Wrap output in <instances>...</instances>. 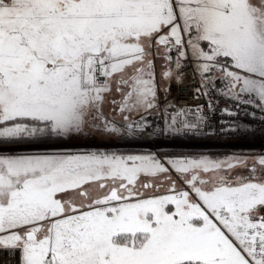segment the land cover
<instances>
[{"label":"snow or ice","instance_id":"obj_1","mask_svg":"<svg viewBox=\"0 0 264 264\" xmlns=\"http://www.w3.org/2000/svg\"><path fill=\"white\" fill-rule=\"evenodd\" d=\"M248 140L264 0H0V264H264Z\"/></svg>","mask_w":264,"mask_h":264},{"label":"built area","instance_id":"obj_2","mask_svg":"<svg viewBox=\"0 0 264 264\" xmlns=\"http://www.w3.org/2000/svg\"><path fill=\"white\" fill-rule=\"evenodd\" d=\"M183 76L184 81L183 84L177 85L176 83H173L171 95L169 96V100H175L180 105H190L196 103V101L192 98V90H193V81H192V70L191 68H185L183 70ZM221 106H223V102H221ZM200 143H204L210 147H214L217 144L223 145V141H216V140H208V141H202ZM252 148H254L256 151L260 152L261 150H264V141L260 140H248L246 142H243ZM179 148H183L180 146H166L164 149H172L176 150ZM187 148V147H184ZM163 149V150H164ZM14 264V262H13Z\"/></svg>","mask_w":264,"mask_h":264},{"label":"rangeland","instance_id":"obj_3","mask_svg":"<svg viewBox=\"0 0 264 264\" xmlns=\"http://www.w3.org/2000/svg\"><path fill=\"white\" fill-rule=\"evenodd\" d=\"M158 63V65H159V62H157ZM158 73H159V67H158ZM158 78H159V76H158ZM173 86V83L171 84V87ZM171 95V94H170ZM169 95V96H170ZM169 98V97H168ZM241 144H243V146H244V150L245 151H248V150H254L251 146H249V145H247V144H245V143H243V142H240ZM165 151H168V152H183L182 150H187V151H196V150H198V149H195V148H179V149H177L176 148V150L174 151V150H172V149H164ZM208 150L209 151H211V152H216V151H222V153H224V152H226V151H231V149H227V148H225V147H223L222 145H219V144H217L216 146H214V147H210V148H208ZM237 150H240V149H237ZM254 151H256V150H254ZM256 152H258V151H256Z\"/></svg>","mask_w":264,"mask_h":264},{"label":"trees","instance_id":"obj_4","mask_svg":"<svg viewBox=\"0 0 264 264\" xmlns=\"http://www.w3.org/2000/svg\"><path fill=\"white\" fill-rule=\"evenodd\" d=\"M183 152H187V150H182ZM214 153H222V151H216Z\"/></svg>","mask_w":264,"mask_h":264},{"label":"crops","instance_id":"obj_5","mask_svg":"<svg viewBox=\"0 0 264 264\" xmlns=\"http://www.w3.org/2000/svg\"><path fill=\"white\" fill-rule=\"evenodd\" d=\"M171 91H172V87H171Z\"/></svg>","mask_w":264,"mask_h":264},{"label":"bare ground","instance_id":"obj_6","mask_svg":"<svg viewBox=\"0 0 264 264\" xmlns=\"http://www.w3.org/2000/svg\"><path fill=\"white\" fill-rule=\"evenodd\" d=\"M254 149V148H253ZM255 150V149H254Z\"/></svg>","mask_w":264,"mask_h":264}]
</instances>
